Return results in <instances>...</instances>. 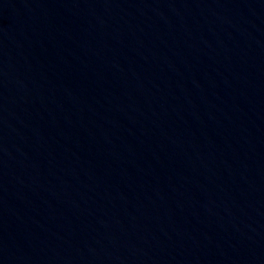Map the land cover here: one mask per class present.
Wrapping results in <instances>:
<instances>
[{"label":"water","instance_id":"water-1","mask_svg":"<svg viewBox=\"0 0 264 264\" xmlns=\"http://www.w3.org/2000/svg\"><path fill=\"white\" fill-rule=\"evenodd\" d=\"M0 264H264V0H0Z\"/></svg>","mask_w":264,"mask_h":264}]
</instances>
